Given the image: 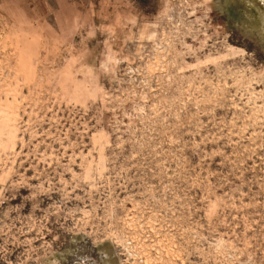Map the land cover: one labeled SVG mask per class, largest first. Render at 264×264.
Segmentation results:
<instances>
[{
  "label": "rangeland",
  "instance_id": "1",
  "mask_svg": "<svg viewBox=\"0 0 264 264\" xmlns=\"http://www.w3.org/2000/svg\"><path fill=\"white\" fill-rule=\"evenodd\" d=\"M126 227L264 264V0H0V264H117Z\"/></svg>",
  "mask_w": 264,
  "mask_h": 264
},
{
  "label": "built area",
  "instance_id": "2",
  "mask_svg": "<svg viewBox=\"0 0 264 264\" xmlns=\"http://www.w3.org/2000/svg\"><path fill=\"white\" fill-rule=\"evenodd\" d=\"M101 231H91V241L96 242V237ZM90 237V231L83 232ZM94 235V236H93ZM113 238L114 258L117 264H151L148 260V243L144 238L136 236L132 227H126L116 232ZM90 264H103L100 259H93Z\"/></svg>",
  "mask_w": 264,
  "mask_h": 264
}]
</instances>
